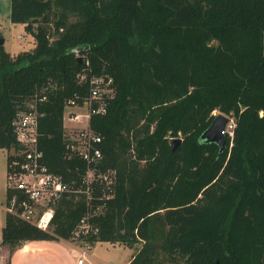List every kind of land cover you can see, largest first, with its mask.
<instances>
[{"label": "trees", "instance_id": "1", "mask_svg": "<svg viewBox=\"0 0 264 264\" xmlns=\"http://www.w3.org/2000/svg\"><path fill=\"white\" fill-rule=\"evenodd\" d=\"M10 20L35 45L14 55L0 45L8 171L20 150L14 121L37 98L45 164L84 186L87 163L64 126L67 101L89 92L76 47L93 74L114 79L91 128L102 137L98 169L116 178L113 196L95 187L90 205L65 194L48 231L7 213L0 245L69 240L90 210L93 244H139L128 264H158V247L169 264H264V0H11ZM215 111L235 120L222 152L201 138Z\"/></svg>", "mask_w": 264, "mask_h": 264}, {"label": "built area", "instance_id": "2", "mask_svg": "<svg viewBox=\"0 0 264 264\" xmlns=\"http://www.w3.org/2000/svg\"><path fill=\"white\" fill-rule=\"evenodd\" d=\"M76 58L85 61V67L77 74L80 83H88V95L79 102L76 95L67 101L64 111V119L75 121L84 117L86 125L70 132L76 141L72 145L73 150H78L87 163V171L84 177V186L72 188L63 181L60 175L53 173L44 162L43 151L39 149V118L41 113L38 108V99L27 103V107L20 111L14 121V131L20 150L13 155L8 171V189L12 192L6 205L7 213L18 216L37 228L48 231L51 229L57 204L65 194L82 193L86 196L90 205L94 197L95 187H100L106 198L114 194L116 171L108 169L102 171L98 165L103 159V152L99 147L102 137L91 128V118L96 114L107 112L108 100L115 95L114 79L108 74H93L91 59L88 53H82L74 47ZM43 99V98H42ZM76 110H80L77 112ZM233 120V122H230ZM235 120L228 121L225 134L233 135ZM14 154V150L11 155ZM98 214L90 210L84 215L73 232L72 239L79 241L75 247L77 255L75 264H86L90 261V249L92 241L90 237L99 233V227L92 222V218ZM82 245V246H81Z\"/></svg>", "mask_w": 264, "mask_h": 264}, {"label": "rangeland", "instance_id": "3", "mask_svg": "<svg viewBox=\"0 0 264 264\" xmlns=\"http://www.w3.org/2000/svg\"><path fill=\"white\" fill-rule=\"evenodd\" d=\"M10 10H11V0H0V35L5 39L3 44L4 48L11 54H18L21 51L29 50L34 47L35 40L34 36L25 28L23 23H12L10 20ZM35 27L37 24H34ZM22 32L26 35H20ZM54 32V30H52ZM55 36H52L51 39H54ZM87 45H84L86 47ZM80 112V110H76ZM215 116L219 114L218 111L214 112ZM230 122H233L231 120ZM78 124L86 125V120L84 117H80L75 121H68L64 119L65 129L70 132L78 128ZM180 141L182 139V134L179 137ZM70 139V138H69ZM73 140V137H71ZM180 145V142L177 146ZM14 149L9 150V154L13 152ZM8 204V150L0 148V231L6 222L7 209L6 205ZM46 244L50 246L37 247L31 241H23L20 245H17L11 250L10 245L1 244L0 245V261H8L10 254L13 253L16 249L22 248L24 251L28 250V255H37L38 261H69V254L73 253V249L77 247L79 241H76L72 238L69 240L57 239L56 241H48ZM75 246V247H73ZM26 246V247H25ZM82 246V245H81ZM139 244L132 247L120 243H112L108 241H96L92 243L90 253V260L94 264H125L130 260L132 254L136 252ZM31 249V250H30ZM33 251V252H32ZM40 252V255H39ZM159 260L158 264H169L166 261L164 251L158 247ZM41 253L45 254V258L41 257ZM39 255V256H38ZM37 261V260H35Z\"/></svg>", "mask_w": 264, "mask_h": 264}, {"label": "crops", "instance_id": "4", "mask_svg": "<svg viewBox=\"0 0 264 264\" xmlns=\"http://www.w3.org/2000/svg\"><path fill=\"white\" fill-rule=\"evenodd\" d=\"M20 35L25 36L26 33L22 32ZM4 226H5V224H4ZM31 242H33L37 247H41L42 249H44V247L50 246L49 244H46L48 241H44V240L43 241L36 240V241H31ZM52 242H54V241H52ZM29 252H31V251H28V250L24 251L22 248H18L13 253L10 254L8 261H0V264H75V259H76L75 256L77 255L76 254L77 250L74 248L73 253L71 251V253L69 254V259H68L69 261H38L39 258L37 259V255L35 256V255H33V253H31V255H28ZM39 255H40V252H39ZM45 256H46L45 254L41 253V257L45 258ZM35 260H37V261H35ZM129 261H127L125 264H128ZM86 264H94V262L90 260Z\"/></svg>", "mask_w": 264, "mask_h": 264}, {"label": "water", "instance_id": "5", "mask_svg": "<svg viewBox=\"0 0 264 264\" xmlns=\"http://www.w3.org/2000/svg\"><path fill=\"white\" fill-rule=\"evenodd\" d=\"M4 43H5V39L0 35V45H3ZM78 60L81 63L82 59L78 58ZM227 123H228V117L226 115L221 113L216 115L213 121L211 122V124L209 125V127L202 133L201 138L208 143L211 142L217 143L220 152H222L226 144L225 128ZM179 142H180L179 138H173L172 144L174 150L177 148Z\"/></svg>", "mask_w": 264, "mask_h": 264}]
</instances>
